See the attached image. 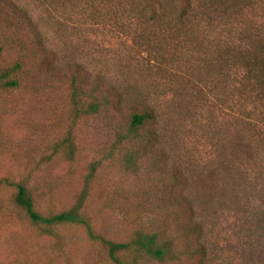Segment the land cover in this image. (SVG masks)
I'll return each mask as SVG.
<instances>
[{"label":"rangeland","instance_id":"obj_1","mask_svg":"<svg viewBox=\"0 0 264 264\" xmlns=\"http://www.w3.org/2000/svg\"><path fill=\"white\" fill-rule=\"evenodd\" d=\"M15 1L37 20L47 51L24 59L20 87H0V264H114L83 226H57L53 235L33 227L14 205L15 188L7 185L25 183L40 213H57L76 202L91 172L84 212L96 235L123 243L137 231L162 229L177 235L182 251L183 218L173 219L167 207L175 204L173 214L179 215L177 204L193 200L203 216L210 263L264 264L260 247V252L249 251L257 246L247 243L252 225L246 222L248 210L243 211L258 205L247 202L244 186L251 187L264 171V137L247 130L245 139L253 141L250 155L241 161L231 155L241 137L234 111L243 106L234 91L246 68H232L234 62L223 64L220 58L264 45V0H209L224 17L207 27L205 19L200 21L192 55L163 62L149 58L145 40L132 38L134 29L126 34L78 15L61 27L42 2ZM9 9L0 5L1 13ZM21 58L17 48H6L0 74ZM75 77L83 93L79 110L73 102ZM191 78L198 88H191L188 102ZM100 81L113 88L92 96ZM104 96L109 104L86 114L93 101L104 104ZM143 99L158 116L146 127L158 135L154 146L147 143L145 129L137 140L123 139L130 132L133 107ZM122 259L130 264L200 261L186 250L163 263L145 257L136 261L127 253Z\"/></svg>","mask_w":264,"mask_h":264},{"label":"trees","instance_id":"obj_2","mask_svg":"<svg viewBox=\"0 0 264 264\" xmlns=\"http://www.w3.org/2000/svg\"><path fill=\"white\" fill-rule=\"evenodd\" d=\"M38 1L48 6L47 12L61 27H65L66 21L69 22L74 19L76 22L78 15L81 18L84 16L90 17L94 23L103 26L116 27L126 34H130L131 29H134L135 34L133 33L132 38L144 39L143 50L147 51L149 58H154L156 62H158L157 59L161 60L160 62L170 58L172 60L174 58L180 60L181 55L184 53L192 55L197 50L196 41L198 37L196 32H199L200 21L205 19V26L207 27L211 23L213 25V22L218 21L217 17L219 19L224 17V12L220 13L212 9L209 0ZM0 5L11 6V9L7 12H0V35L3 40V44L0 45V54L4 53L6 48H17L22 56L20 62L15 63L11 68L0 74V87L2 89H16L20 87L18 74L23 71L24 59L34 58L36 55H41L42 52L47 51V39H45L44 32L38 28L37 20L29 14L26 8L18 7L15 0H0ZM136 30L138 31L136 32ZM23 38H25L24 41L22 40ZM238 50L239 52L232 53L231 56L228 54L220 58L223 64H228L229 61L232 64L234 62L232 68L235 66L238 69L239 67L246 68V72L238 82L239 87L234 91L239 98L236 103L241 102L243 106H237L238 108L234 111L237 113L234 118L235 122H237L235 127L240 125L238 134L239 137L241 136V140L239 138L238 141H235L231 155H235L234 158L241 161L244 156L248 158L250 155V147L253 142L245 139L244 132L251 130L254 137L255 135L264 137V55H262L263 57L257 55L260 54L258 52L264 54V45L253 53L246 49ZM188 66L191 69L193 68L191 64ZM77 81L75 77L72 83L73 102L76 108H78V96L83 94L82 90H80L82 86L80 87ZM188 81H190V92H185V94H189L187 96L189 102V97L192 95L191 88L192 90L197 89L198 84L194 83L192 78ZM111 88L113 86L110 82L100 81L94 87V91H90V94L93 96L94 92L97 93L99 90L109 93ZM180 91L182 92V88ZM120 98L121 96L117 95V100H120ZM103 99L105 100L104 104L99 103L97 100L90 103L86 114H97L102 106H107L109 104L108 99L105 96ZM120 101L117 103H120ZM136 105L131 113L129 135H126L123 139L137 140L139 133L145 129L148 133L145 136L147 137V143L154 146L155 142L157 143L158 135L146 129V127H151L158 120L155 108L147 99H143ZM246 106H250V108H245ZM262 140L258 139V142H262ZM69 146L71 147V145ZM130 158V156L127 158V163L131 162ZM228 165H225L226 168H228ZM174 171L173 174L175 175ZM91 179L92 172L87 176L83 190L70 208L50 214H42L36 209L35 197L25 183L7 181V185L15 188L14 205L24 213L26 219L33 227L39 228L45 235H53V228L57 226L70 224L83 226L92 240L100 242L106 248L108 256L114 264H130L122 259V255L126 253L129 256H133L136 261L140 260L141 257H145L163 263L168 260H177L184 254L185 250L190 257L199 258L198 264H226L224 261L210 263L205 242L206 229L203 216L202 213L198 212L193 200L186 199L182 203H176L182 210L179 215L177 213L173 214V211L177 208L175 204H170L167 207V212L170 211L169 214L173 219L182 220L183 218V222L180 223L182 228L185 229L184 233H180L184 245L182 251H178L176 247L179 240L177 235H171L162 229L137 231L130 241L123 243L113 242L96 235L92 229L89 217L84 212L89 194L88 182ZM244 192L248 199L247 202L252 201L258 204L254 207H249V209L245 207L243 210H248L246 222L247 224L250 222L252 225L251 230H248L247 238L250 241L247 239V243L252 247L257 246L255 247L256 249H249V251L255 252L253 250H257L260 252L259 249L261 248L262 253L260 252V254L264 257V171L256 178V182L252 183L251 187L249 185L247 188L244 186ZM184 193L183 191L182 196L187 198L186 193ZM205 211L206 209L203 213ZM260 237H263L262 242L259 241ZM254 242L257 244H254Z\"/></svg>","mask_w":264,"mask_h":264}]
</instances>
